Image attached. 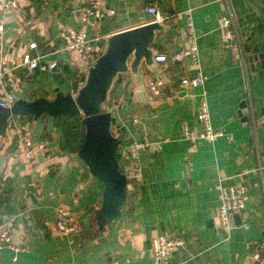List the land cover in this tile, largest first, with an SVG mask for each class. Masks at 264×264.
Here are the masks:
<instances>
[{
    "label": "crops",
    "instance_id": "0c3cea01",
    "mask_svg": "<svg viewBox=\"0 0 264 264\" xmlns=\"http://www.w3.org/2000/svg\"><path fill=\"white\" fill-rule=\"evenodd\" d=\"M100 1L106 15L84 26L100 52L107 35L152 21L146 19L151 15L147 6L164 15L175 14L162 22L167 29L151 45L156 55L165 57L157 67L167 96L151 103L145 96L147 103H142L129 75L118 77L110 91L112 134L122 142H149L130 161L117 154L120 171L125 174L136 164L141 178L127 183L120 216L99 229L96 216L104 185L77 155L85 135L81 118H12L0 136V222L23 250L12 260L11 250L2 247L0 264H155L151 239L158 235L183 242L162 264H264L258 261L264 242L247 241L239 225H254L264 236V142L257 140L247 148L254 127L264 131V0ZM2 2L0 102L10 92L27 100L52 99L56 89L74 92L84 73L66 49L63 34L67 27H81L75 15L80 1L18 0V8L9 10L2 9ZM223 15L233 20L230 47H225ZM187 16L197 37L196 63L188 57L170 58L186 48ZM30 42L36 43L35 48L28 47ZM259 43L263 52L251 68L239 57V48ZM25 52L41 62L55 60L57 66L28 73L20 62ZM198 72L204 79L202 87L182 90L180 77L192 78ZM151 77L145 70L143 83ZM201 91L206 94L211 125L222 135L190 141L185 132L194 135L200 130ZM25 132L34 144L43 141L50 147L48 155L36 152L33 164L20 150ZM151 144L156 145L152 150ZM228 185H245L248 198L233 226L226 228L218 221L217 208L220 189ZM59 206L75 213L82 228L79 235L57 230Z\"/></svg>",
    "mask_w": 264,
    "mask_h": 264
},
{
    "label": "water",
    "instance_id": "95a60500",
    "mask_svg": "<svg viewBox=\"0 0 264 264\" xmlns=\"http://www.w3.org/2000/svg\"><path fill=\"white\" fill-rule=\"evenodd\" d=\"M75 8V15L79 19L80 10L77 9V5ZM147 18L152 19V15ZM166 29L167 26L162 22L147 21L107 35L99 55L88 65L79 63L78 67L84 73V79L74 92L56 89L52 99L14 98L8 106L0 105V136L5 135L9 121L16 116H32L35 120L43 115L52 120L59 116L81 118L85 135L77 155L89 173L104 185L101 206L96 216L99 229L120 216L127 199V179L120 171L117 159L121 139L112 134V114L108 109L110 91L118 77L129 75L132 85L137 90L138 99L142 103H147L143 89L145 70L153 76L151 78L160 77L159 79L165 83L164 76L157 67L156 52L151 45L158 33ZM262 52L263 46L260 43L252 48L243 44L239 48V57L252 68L253 62L261 57ZM256 66L259 64L256 63ZM240 106L245 112V101H242ZM263 136V129L254 127L247 148L253 147L257 140L259 144H263ZM155 146L151 144L149 149L152 150ZM234 216L229 217L230 226H233ZM241 230L247 241L264 242V236L259 233L256 226H241ZM258 261H264V247L258 249Z\"/></svg>",
    "mask_w": 264,
    "mask_h": 264
},
{
    "label": "built area",
    "instance_id": "2783aa9c",
    "mask_svg": "<svg viewBox=\"0 0 264 264\" xmlns=\"http://www.w3.org/2000/svg\"><path fill=\"white\" fill-rule=\"evenodd\" d=\"M80 1V18L79 22L81 27L79 29H74L67 27L64 30V40L66 42V49L72 53L76 59L83 64H90L100 53L99 49L93 46L90 40L87 37V34L84 30V26L90 23L91 19H101L106 15V12L100 0H79ZM2 9H17L18 0H3ZM110 14L113 13V10L108 11ZM146 12L152 15V21L165 22L172 15L162 14L157 7L149 5L146 7ZM231 15H223L220 19L221 27L224 29L223 36L225 40V47L231 46V35H230V26L232 24ZM3 30V24L0 20V32ZM185 37H186V48L182 52L173 54L170 58L171 60L180 59L182 57H188L193 63L198 61V46H197V37L194 33L193 24L190 19V16H187L185 22ZM36 43L30 42L28 47L30 49L35 48ZM156 61H164V56H156ZM21 65L25 67L28 73H31L34 69L40 70H51L57 66L55 60L52 61H43L41 62L38 57H32L29 52L23 53L21 57ZM204 83L203 76L200 72L197 73L195 77H180L179 85L182 90H190L194 87H202ZM144 92L146 99L149 103L157 101L167 96L165 92V85L161 79L150 78L144 84ZM176 96V93H174ZM15 98L14 92H10L7 95L5 101L0 102L2 106H8L10 102ZM198 105H197V120L200 123V130L194 134L190 135L185 132V135L190 141L207 139L213 140L216 137L222 135V132L216 130L211 125L210 114L208 110V104L206 100V94L204 91H201L198 96ZM138 117L134 116L132 122L136 123ZM149 142L143 140L142 142L136 141H127L122 142L118 146L117 154L119 158L130 161L137 156L138 149L147 147ZM20 150L23 154V157L31 164L36 162V152H39L44 155H48L50 152V147L47 143L39 141L34 144L27 132L23 133L20 137ZM127 183L133 181H139L141 178L140 167L136 164H132L127 173H125ZM126 183V187H127ZM248 198V189L245 185H228L222 186L220 189V203L217 208V217L220 225L228 228L229 217L238 215L245 208V203ZM240 226H246L242 223ZM55 226L57 230L64 235H79L82 232L81 225L75 215L70 209L59 206L56 211V221ZM182 240L179 238H168L161 235L155 236L151 239V254L155 264H162L167 255L181 247ZM2 247H7L12 252V260L16 259V254L19 251L23 250V247L13 243L11 240L10 232L7 225L3 222H0V249Z\"/></svg>",
    "mask_w": 264,
    "mask_h": 264
}]
</instances>
